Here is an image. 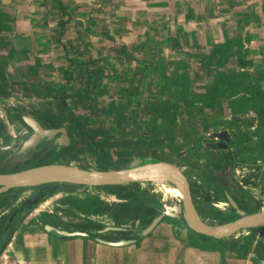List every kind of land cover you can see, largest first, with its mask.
<instances>
[{
    "label": "rangeland",
    "instance_id": "1",
    "mask_svg": "<svg viewBox=\"0 0 264 264\" xmlns=\"http://www.w3.org/2000/svg\"><path fill=\"white\" fill-rule=\"evenodd\" d=\"M61 1L69 18L61 34L58 35L59 27L56 21L58 18L65 19L66 15L64 13L62 16L59 14L54 0H0V9L12 18L10 22L3 25L0 29V55H6L9 50L13 52L11 57L6 58L3 69L11 86L7 90L8 94L0 99V114L3 116L5 114L4 109L7 107H21L24 110L23 113L32 112L39 108L45 110L50 106L48 103L50 101L48 100H51L53 103V105L51 104V111L53 113L60 112V114H63L62 117L65 118L72 111L73 114L78 116L88 115L94 117L103 115L112 117L113 115L114 117L127 119L125 122H128L133 120L132 117L134 115L135 118L138 117L139 119L148 117L144 115L145 106L147 108H149L148 106L152 107L148 104L151 103L154 109H157V105L168 97V99H171V106L168 104V107L173 110V116L167 118V120L172 125H163L160 113L151 116V119L154 120V124H162V126H159L162 132L167 130L170 133H176L180 138L171 140V137L164 136L160 131L155 134L154 130H157L158 127L154 126L151 120L136 122L135 125L138 126L140 135H129V137L138 138L139 145L146 146L145 148L150 146L153 153H157V155L162 157L168 154L166 146L169 141L172 146L177 143L180 153L174 159L181 163L182 169L186 170V176L188 175L187 177L190 180L192 196L195 200L197 199V203L208 204L214 208L227 209L228 204L222 197L220 190L214 188L215 185L212 182V178L208 177L203 180L206 174L203 173V177L202 173L195 168L197 166L201 168V166L206 164L202 157L203 155H200L196 148L197 146H200V149L208 147L202 135H208L209 132L211 133L209 128L215 127L212 124L213 118L217 125L216 128L227 131L232 126L230 122L228 123L230 126H228L222 118H226V121L229 118V121L231 123L234 121L237 126L238 122L236 121L239 120L237 117L242 115L229 117L221 112L218 118H220L219 122L223 124H218L216 122L218 114L213 115L214 110L212 113L211 108H196L193 105L189 108L183 106L185 109L182 106L177 108L176 104H180V101L177 100L179 99L180 91L172 89L173 86L165 87L166 74H162L159 78L158 74L163 71L168 74L167 76L171 83L176 81L179 88L180 86L186 88L188 82L186 71L178 75L176 74L177 70L185 67L198 68L202 71V77L198 78V81L194 80L192 87H190L188 82L190 90L192 88L196 90V94L202 93L201 98L198 95L197 101L211 104L214 101H218L216 97H219L222 100L220 109L222 108V110L225 109L226 111L227 103L230 99L227 95L230 93H225V87H229L233 92L235 90L234 93L236 94H232L235 99L229 102L230 108L234 107V105H241L238 108L244 111L246 107H249L251 111L247 115L253 116V112H256L255 108L264 109V100L261 98L262 96L257 95L259 90L256 88L258 86L263 90L264 80L259 82L257 78L258 82H254V80L249 78L246 79L247 74L243 72L231 71L229 66H234V60L228 61L227 68L229 71L222 70L221 72L220 69H217L213 75H211V72L205 71L203 67L212 66V62H215V57L211 54V50L212 45L217 43L216 41L222 42L224 39H228L231 44L235 43L236 48L241 45L239 41L241 40L242 30H245L246 39H253V37L257 39L256 42L251 44V47L245 48L249 50V56L256 57L258 54L261 56L260 59H256V61H259L256 62L254 69L251 70L253 72L251 76L257 75L255 67L260 72H264V9L262 8L257 12L252 10L251 12L255 18L252 19L251 27L242 29L237 21L236 14L228 11L223 6H220L217 10L211 0H171L170 4L173 5V10H169L170 8L165 0ZM154 2L164 3L159 6L150 5ZM168 14L173 15V17H169ZM181 18L191 22L187 23L188 34H183L184 30L181 29L183 24L178 22ZM226 22L225 30L222 31V34H219L218 23L224 25ZM185 26L183 28H186ZM258 34H260V37ZM217 37H220V40H217ZM257 48L259 51H256ZM241 51L242 46L237 53L239 56ZM195 52L201 53L205 57L207 55L211 56V59L207 58L210 62L188 55V53ZM207 62L209 63L207 64ZM158 65L162 68H159ZM223 67L226 68L225 65ZM87 69L94 73L100 72L101 74L90 75L92 79L89 81L86 79L87 76L85 74ZM211 76L214 82L210 90L208 83ZM226 77L227 81H229L228 84H225ZM231 77L234 80L232 82ZM203 87H205L204 91ZM25 88H28V91ZM130 92H132L131 95L135 99L134 103H130L129 99L127 102L129 105H122L121 101L125 97L127 98ZM63 96H66L67 109L60 107V99ZM208 96H210L209 100L207 99ZM145 102L148 105H145ZM217 104L220 105V102H217ZM249 104L251 105L248 106ZM243 106L246 107L244 108ZM184 110L186 113L183 112ZM226 113L228 112L226 111ZM210 114L212 117L211 121L210 118L209 120L202 119L204 116H210ZM241 119L242 125L239 130L250 131L248 126H254L255 124L253 118L252 123H246L245 119ZM125 122H121L123 123L122 125L117 123L115 126L112 125V127L119 130L122 126L124 128L127 125H124ZM171 126L173 128L177 126V131L176 129H171ZM202 126H205L206 130L204 133H199L198 130L199 128L202 129ZM9 129L11 128L9 127ZM120 131L123 130L120 129ZM148 134L153 138L149 137L151 142L144 144L143 142L149 139L146 138ZM233 134L235 137L236 134ZM196 136L199 137L196 138ZM244 137L245 141L248 140L246 135ZM153 142L156 143L153 145ZM240 142L241 140L235 142L236 147L228 153L223 152L225 157L230 155L231 158L238 161L233 166H243L244 164L240 163L241 161L251 160V157L246 154L250 153L248 150L244 149L243 152L240 150ZM218 151L220 152V150ZM113 154L117 155L115 152ZM51 155H46V157H41L38 160L49 162L52 160ZM93 159L91 156L87 157L85 155L84 157L81 156L80 161L91 166L94 163ZM211 160L209 159L206 165L217 166V163H211ZM130 162L122 158V162H111L108 166H127ZM220 163L223 164V162ZM234 174L239 180L241 174L239 168ZM152 184H146L145 186L150 190L154 189L157 195L159 191L156 188V184L154 182ZM96 189L89 188L85 191V194L91 193ZM246 190L258 202L259 209L264 210V185L260 187L259 185L246 184ZM168 200L174 201L175 197H168ZM203 219L208 222L209 218ZM156 229L154 232L155 237L153 238L161 246L168 244L166 245L167 247L173 245L172 241L174 240L182 245L180 239H185L187 232L184 231L185 229L182 225L173 221H165ZM254 232L256 233V231ZM254 232L249 233L246 229L240 238H235L236 235H233L226 239H220V243L227 245L234 241L237 242L241 238L246 241L247 236H253ZM190 236H188L189 241L196 238L194 235L190 234ZM38 237L43 240L44 234L41 233L33 237L27 235L25 237L24 246L26 244L27 246L33 245V250L34 247L42 248L34 250L33 254L26 257V259H23L21 255V250L23 249H15L17 244L15 245L11 240V245L6 246L7 252L5 250L3 252L4 255L0 257V264H52V258L50 260L48 257L43 258L35 254L39 251L41 252V250L50 252V248L42 243L35 246V241ZM17 238H21V236H17L16 241ZM252 239H255V236ZM197 241L203 245L208 244L201 239H197ZM255 241L264 245V237L259 236ZM145 244H147V241L143 243V245ZM183 247L186 248V246ZM139 248H137V252L140 250ZM171 248L173 249V247ZM14 249L17 250L16 252L19 255L11 254ZM109 249L111 250V248ZM112 249L120 251L122 254L120 260H122L123 264H131L134 261V258L130 256L129 250H132L130 246L114 247ZM162 249L160 248L159 253L162 257H156V261H163ZM110 250L107 248L106 256L103 254V262L105 264H117L116 260L118 257L116 258L115 254L109 253L112 251ZM60 252H62L60 257H63L66 261L65 248L61 247ZM60 259L58 261L63 263L64 261ZM48 260L49 263H47ZM93 263L100 264V261L97 259Z\"/></svg>",
    "mask_w": 264,
    "mask_h": 264
},
{
    "label": "flooded vegetation",
    "instance_id": "2",
    "mask_svg": "<svg viewBox=\"0 0 264 264\" xmlns=\"http://www.w3.org/2000/svg\"><path fill=\"white\" fill-rule=\"evenodd\" d=\"M85 74L87 76L86 79L90 81L92 79L90 75H100L101 73H94L90 69H87ZM4 85L7 91L11 86L8 78H6ZM210 87L211 84L209 85V89ZM25 89L28 91V88ZM131 93L121 101L122 105H129L127 104L129 99L130 103H134L135 99ZM5 96L0 92V99ZM148 104L152 106H148L151 109L145 106L144 115L148 117L139 119L138 117L135 118L134 115L132 117L133 120L128 122H125L127 119L114 117L113 115L112 117L103 115H96L94 117L88 115L78 116L73 114L72 111L73 115L71 116L68 113V117L66 118L59 117L56 112L53 113L51 111L56 121H50L45 120V116L41 117L45 115L43 114V108L23 113L24 110L21 107H7L4 109L5 114L3 116L0 114V173L14 172L47 163H62L82 168L94 167L99 170H105L108 168L126 167L108 166L111 162H122V158L125 161L138 159L139 162L149 158H156L152 160L173 162L186 175L187 172L182 169L181 163L174 159L180 153L178 146H172L170 141L169 143L167 142L166 149L168 154L162 157L157 155V153H153L150 146L145 148L146 146L139 145L138 138L129 137V135H140L138 132L139 128L135 125L136 122L151 120L152 124H154L151 116H155L157 113L153 104ZM148 104L145 102V105ZM37 111L39 112L38 115ZM253 113V117L247 115L243 118L246 123H252L254 120V126H248L250 131L239 130L240 127L237 126L242 124L236 126L234 125L236 123L230 122L232 128L234 126L237 127L235 131L233 130L237 135L230 138L226 131L227 134H222L227 139L225 141H222L224 138L213 136L215 131L221 130H215L216 124L213 121L212 124L215 127L210 128L211 133L202 135L208 147L200 149L201 147L197 146L196 148L200 155H203L202 157L206 164L209 162V159H212L211 163H217V166L204 164L201 168L199 166L195 167L202 175L203 173L206 174L205 177L203 175L205 179H202L206 180V178L211 177L215 185L214 188L220 190L222 197L225 199L222 190L225 188L238 207L244 211L259 210L258 202L250 196L246 190V184L259 185L260 187L264 185V125L260 123V116L256 112ZM23 116L33 118L42 129H53V132L50 135L44 134L38 137L32 144L29 142L32 129L25 123L22 118ZM163 121L169 122L164 119ZM121 122H125L124 125L127 124L124 128L123 126L119 128V130L122 129L123 131L119 132L118 129L112 127V125L115 126L117 123L122 125L123 123ZM53 123H57V125ZM169 124L171 123L169 122ZM154 126L158 127L157 130H154L155 134L157 131L162 132L158 123L154 124ZM171 129H176L177 131V126H174V128L171 126ZM93 132L95 133L93 134ZM162 134L171 137V140L173 138H180L176 133H170L167 130L162 132ZM245 135L248 139L246 141ZM149 137L151 136L148 134L146 138ZM151 138L146 139L147 142L144 141L143 143L149 144ZM239 140H241L240 150L242 152L244 149L248 150L250 153L246 154L251 157V160L241 161L240 163L244 164L243 166H233L238 161L231 158L230 155L225 157V153L223 152L228 153L231 151V149L236 147L235 142ZM155 143L153 142V145ZM114 152L117 155L113 154ZM46 155H51L52 160L49 162L38 160L41 157H46ZM85 155L94 158V163L91 166L80 161L81 156L84 157ZM220 162H223V164ZM237 168L241 172L239 180H237L234 174ZM146 184L153 185L152 182L148 181H136L123 184L85 186L82 189H77L79 185L60 182L56 187H52L54 183H45L43 187L36 185L8 188L6 191L0 193V257L4 255L3 252L5 250L7 252L6 246L11 245V240L15 236H21V243L24 244V236H36L41 233L44 234V239L41 240L38 237L40 243L48 246L54 253L58 252L61 247H64L69 251L70 255H76L80 264L89 262L86 259L87 256L96 255L94 259H100V256L108 252L107 248L108 250L111 248L112 251L110 250L111 252L109 253L113 254H120V251L113 250L112 248L124 246H130L133 254L137 253V248L139 247L140 250L144 249L145 253H155V250L165 247V244L161 246L153 238L155 237L154 232L157 230L156 228L165 221L181 222L169 216H162L145 235H137L136 232L150 222L158 213L160 205L177 201L180 198L170 196L175 197V200L169 201L168 197L165 198L162 192L159 191L156 195L155 193L157 192L154 189H148L145 186ZM116 185L122 187L120 189L121 195L109 191L112 186ZM89 188L97 189L85 194V191ZM5 196L6 198L4 199ZM192 198L198 211V207L204 204H199L196 201L197 199L195 200L193 196ZM227 206V209L210 207L213 210L219 209L226 212L227 214L224 215L228 216V219L236 217L230 205L228 204ZM209 219L208 222L220 223L216 218ZM247 230L249 233L256 231L253 234L255 239L259 236L264 237V228L259 230L249 228ZM253 236H247V240L244 241L250 245L252 241H255V239H252ZM117 241H124V243L115 245L114 242ZM145 241H147V244L143 245ZM246 245H241V253L248 250ZM252 250L251 259L253 262L264 264V245L255 241ZM132 253L130 252L131 257Z\"/></svg>",
    "mask_w": 264,
    "mask_h": 264
},
{
    "label": "water",
    "instance_id": "3",
    "mask_svg": "<svg viewBox=\"0 0 264 264\" xmlns=\"http://www.w3.org/2000/svg\"><path fill=\"white\" fill-rule=\"evenodd\" d=\"M22 118L32 129L29 140L32 144L38 137L44 134L50 135L53 132V129H42L31 117L23 116ZM222 134H227L225 129L215 131L213 136L224 138ZM225 140L227 139L224 138L222 141ZM130 161L126 167L105 170L94 167L82 168L62 163H47L14 172L0 173V193L11 187L36 185L43 187L45 183H54L52 187H56L58 183L65 182L79 185L77 189H82L85 186L123 184L136 181H164L180 188L182 197L177 201L160 205L158 213L144 228L136 232L137 235L148 233L162 216L175 218L193 232L214 240L226 239L241 229L254 228L259 230L264 227V210L244 211L240 209L225 188L222 189L225 200L233 209L236 217L221 223H209L198 213L193 202L188 179L178 165L173 162L150 158L142 162H139L138 159ZM122 243L124 241L114 242L115 245Z\"/></svg>",
    "mask_w": 264,
    "mask_h": 264
},
{
    "label": "crops",
    "instance_id": "4",
    "mask_svg": "<svg viewBox=\"0 0 264 264\" xmlns=\"http://www.w3.org/2000/svg\"><path fill=\"white\" fill-rule=\"evenodd\" d=\"M166 3L168 4V7L170 8L169 10H171L173 7V5L170 4L171 0H165ZM212 1V4L214 3L215 4V7L216 9L218 10L219 7L223 6L225 7L226 9H228V11H232L234 14H236V17H237V21L238 23L241 25L242 29H248L251 27L252 25V19L255 18V16L252 14V10L253 12H257V11H260L262 8L264 9V0H211ZM260 1V2H259ZM173 10V9H172ZM169 17H173V15H169ZM253 16V18H252ZM176 17V16H175ZM183 18H181L179 22V24H183V26H185L186 28H183L182 26V30H184L183 32H187L188 33V24L187 23H191L190 20L189 21H185ZM220 23V22H219ZM217 25L218 27V33L219 34H222V31L225 30L224 28H226L227 26V22L223 25V24H219ZM193 29V28H192ZM246 31L245 30H242V35H241V40L239 41L241 44H242V51H241V56L242 58L247 61H249L248 64L244 65V66H241L239 67L236 63V58H238V55H235V45L232 46L231 48V51L233 52L232 55L228 56L227 58V61L219 66L218 68L214 65L212 66H208L206 68H203L205 71H209L211 72V75H213L214 71L217 70V69H220L221 72L222 70L223 71H229V69L227 68V65H228V61H231V60H234V66L233 67H230V70L231 71H247L246 74H247V77L246 79H251V80H255L256 78L259 79V82H261L262 80H264V72H260V70H257L258 68L255 67L256 71H257V75L255 76H251L253 74V72H251L252 69H254V66L256 64L257 60L256 59H260L261 56L258 54V56L256 55V57L254 56H249V50L248 49H245V48H249L251 47V44L253 42H256L257 39H255L256 37H253V39H246L247 38V35L245 34ZM258 36L260 37V34H258ZM217 40H220V37H217ZM211 42H214V41H211ZM217 43L219 41H216ZM249 46V47H248ZM258 50V48L256 49V51ZM259 51V50H258ZM263 57V56H262ZM259 63V62H258ZM226 66L223 67V66ZM262 67V66H260ZM211 68V69H209ZM191 70V71H190ZM187 72L190 76L189 78V85L190 87H192V84H193V81L194 80H197L198 81V78L202 77V71L198 68H191V67H185L184 69L180 68L179 70H177V73H181V72ZM252 73V74H251ZM192 76H193V79H192ZM263 77V78H262ZM213 78L212 76L210 77V81L209 83L211 84V87L210 89H212L213 87ZM208 83V87H209V84ZM207 87V86H205ZM205 87H203V90L205 89ZM232 87V86H231ZM264 90V89H263ZM191 92H196V90H193L191 88ZM215 97V95H214ZM216 99L218 101H214L212 102L211 104H209V102L207 103H202L200 101H197L196 99H194L193 103L189 106L191 107L192 105L196 108L198 107H201V108H211L212 109V113H213V110H214V113L213 115L215 114H218L216 116V118L218 120H216V122L218 124H223L222 122H219V119L218 116L219 114H221V112L223 114H227L229 117L230 116H234L236 117L237 115H242V116H238L237 118H239V120H237L236 122H238V124H241L242 122V119L241 118H244L247 113H249L251 110L249 109V107H246V106H243L244 108L246 107V109H244V111H240V109L238 107L240 106H235L236 108L234 110H232V108H230V101L234 100L235 98H230L229 99V102L227 103V106L226 107V111L228 113H226L225 109L222 110V108L220 109V107H222V100L219 99V97ZM249 99V98H248ZM178 101H180V104H178V106H182V101L181 99H177ZM217 102H220V105L217 104ZM235 104V103H234ZM251 104H249L248 106H250ZM183 107V106H182ZM187 107V108H189ZM184 108V107H183ZM225 108V107H224ZM238 108V109H237ZM185 109V108H184ZM192 111V109H191ZM216 111H220L219 113L216 112ZM185 112V110L183 111ZM193 112V111H192ZM186 113V112H185ZM194 113V112H193ZM203 113V112H201ZM253 117V116H252ZM210 118V121L212 120V117H211V114L210 116H204L202 119H208L209 120ZM226 123H229L231 121H229V118L228 120L226 121L225 119L226 118H222ZM234 119V118H233ZM214 120V118H213ZM207 123V122H206ZM232 123H235L234 121ZM204 124V122H203ZM229 126V124H227ZM236 125V124H234ZM217 126V125H216ZM204 127V129H203ZM237 127H240L241 128V125L237 126ZM236 126H234L232 128V130L228 131L227 130V133L229 135L230 138L234 137L233 133L236 134L235 129H237ZM223 128V127H222ZM227 128V127H226ZM231 128V127H230ZM210 129V128H209ZM217 128H215V130H217ZM229 129V128H228ZM205 126H202V129L199 128V132H202L204 133L205 132ZM234 130V131H233ZM233 131V132H232ZM237 135V134H236ZM185 231V230H184ZM17 237V236H16ZM16 237L12 240V242H14V244L16 246L15 249H23L21 250V255L23 256L22 258L23 259H26V257L30 256L31 254H33V251L34 250H38V249H42V248H39V247H34V250H33V245H28L26 244V246H24L22 243H21V239L19 242L16 241ZM26 236H24V239H25ZM33 237V236H32ZM39 239H37L35 241V246H38L40 244V242H38ZM173 242V245H170V247H167L166 245L168 244H165V247L162 249V253H163V261H156L155 258L157 257H162L160 256V249L158 250H155V253H145L146 251L144 249L142 250H139L136 254H133L131 250H129L131 253H132V258H134V261L131 262V264H256L255 262H253V260L251 259V252L253 251V244L255 243V241H252V243L250 245H248L244 240L243 238L241 239H238L237 242L234 241V242H231L227 245H225V247L223 248V250L221 252H219V249H218V246H212L211 248H214V249H210V250H203V249H198V248H192V247H183L182 245H180V242H177V241H172ZM232 243H235L236 245L235 246H230V244ZM246 245L248 250L246 252H243L241 253V245ZM240 245V246H239ZM24 246V247H23ZM250 246V247H248ZM173 247V249L171 248ZM12 251L11 254L15 255V254H18V252H16L17 250ZM61 248L58 250V252L54 253L50 250V252H45L44 250H41V252H37L35 253L36 255H40L41 257L43 258H46L48 257L49 259L52 258L51 262L52 264H58L60 263L58 261V259H60V255H62V252H60ZM165 250V251H164ZM119 251V250H118ZM128 251V252H129ZM119 253V252H118ZM65 258L67 259L66 261L63 259V257L60 259L62 261H64L63 263H60V264H80L78 262V258L76 257V255H70L69 254V251L65 249ZM63 254V255H64ZM103 254V253H102ZM106 255V254H105ZM104 255V256H105ZM147 255V256H146ZM165 255V256H164ZM96 256V255H94ZM94 256H87V260L89 261L88 263L86 264H94L93 261L95 260ZM103 255L100 256V264H105L103 262ZM131 256V255H130ZM32 257V256H31ZM60 257V258H59ZM115 257L118 259L116 260L117 261V264H123L122 260H120L122 258V254H115ZM97 259V258H96ZM43 263V262H42ZM47 263H49V260L47 261ZM125 264V263H124ZM128 264V263H126Z\"/></svg>",
    "mask_w": 264,
    "mask_h": 264
},
{
    "label": "trees",
    "instance_id": "5",
    "mask_svg": "<svg viewBox=\"0 0 264 264\" xmlns=\"http://www.w3.org/2000/svg\"><path fill=\"white\" fill-rule=\"evenodd\" d=\"M54 1H55V4H56V7H57V10H58L59 14L61 16H62L63 13L66 15L65 19L58 18L57 21H56L57 22V26L59 27L58 35H60L61 31L65 27V23L67 22V19L69 18V15L66 14V10H65L64 4L62 3L61 0H54ZM163 3L164 2H154L153 4H150V5L159 6V5H162ZM11 19L12 18L5 11L0 9V29H1V27L3 25H5L6 23L10 22ZM183 34H188V33L184 32ZM233 45H235V43L231 44V42L228 39H224L222 42H218V43L212 45L211 54L214 55V57H215L214 58L215 62H212V64L214 66H216L217 68L219 66L223 65L227 61L228 56L232 55L233 52L231 51V48H232ZM241 46H242V44L238 45L235 48V50H234L235 55H238L237 53H238V51H239ZM12 53H13L12 50H9L6 55H0V92L3 93V95H7L8 94V91L5 90V85H4L7 77L5 76V73H4L3 69H4L6 58L11 57ZM188 55L191 56V57H198L199 60H203V59L207 60V58L211 59V56L207 55L205 57L203 54L198 53V52L188 53ZM207 61L210 62V60H207ZM209 62H207V64ZM236 63H237V65L239 67H241V66H244V65L248 64L249 61L244 60L241 55L240 56L238 55V58H236ZM184 64H186V62H184ZM158 67L160 68L161 66L158 65ZM206 67H208V66H206ZM206 67H203V68H206ZM182 69H184V68H182ZM239 72L240 73L243 72L244 74H246L247 71H239ZM181 73L183 74L185 72H181ZM162 74H166V73H164L162 71L160 74H158V78L161 77ZM176 74L181 75L179 73H176ZM186 75H187V80L189 82L190 76H189V74L187 72H186ZM166 77H167V79H166ZM165 79H166V82L164 83L165 87L169 88V87L173 86L172 89H176V90L180 91V95H179L178 98L181 99L182 106H184V107H189L193 103L194 99L197 100L198 95L200 96V98L202 97V93L196 94L194 92H191L190 87L188 85V82H187L186 88H183L182 86H180V88H179L176 81L171 83V80H169L167 74L165 75ZM231 79H232L231 82L234 81L232 77H231ZM228 82L229 81H227V77H226L225 84H228ZM254 82H258L257 78L254 80ZM256 88L259 90V94H257V95H260V97L262 96L261 98L264 100V90H262L258 86H256ZM225 91H226L225 93H228V94L230 93L229 95H227L228 98H231L232 94L235 92V90H234V92H233V90H230L229 87H225ZM255 92L257 93V91H255ZM203 95H205V94H203ZM234 95H236V94L234 93ZM65 97L66 96L61 97V99H60V105L61 106L60 107L67 109L68 106H67V102L65 100L66 99ZM80 98H81V96H80ZM209 98H210V96H208L207 99L209 100ZM48 101H50V102H48L50 104V106L44 110L43 114H45V115H42V116L46 117L45 120H50V121L54 120V121H56V119H54V117H53V114L51 113L53 103H52L51 100H48ZM170 101H171V99L170 98L168 99V97H167V99L162 100L160 102V104L157 105V107H156L157 109H155L156 113L157 114L160 113L162 118L165 121H168L167 118L173 116V110L170 109L171 107L170 108L168 107V104H170V106H171V102ZM232 104H234V103H232ZM176 107L178 108L177 104H176ZM235 108L236 107L234 105V107H232V110H234ZM240 111H241V109H240ZM255 111H256V114L258 116H260L259 117L260 118V123L264 125V120H263L264 109L263 108L262 109L261 108H259V109L255 108ZM216 112L219 113V111H216ZM33 113H35V112H33ZM36 113H37V115L39 114L38 111ZM57 115L59 117L63 116V114H60V112L59 113L57 112ZM70 115L72 116L73 114L70 112ZM168 124H169V122H164L163 121V125H168ZM54 125H57V123H55ZM159 126H162V124L161 125L159 124ZM174 145L177 146V144H174ZM120 189H122V187L120 185H118V186L116 185V186H112V188L109 191L114 192L117 195H121ZM5 198H6V196L4 197V199ZM198 212H199V214H201L202 218H207V217H209L210 219L216 218V219L219 220L220 223L224 222V221H226L228 219V216L224 215V214H227L226 212H224L222 210H219V209H216V210L214 209L213 210V208H211L209 205H202V206L198 207ZM228 220H230V219H228ZM209 222L211 223L212 221H209ZM177 223L182 225L184 227L185 231H187L188 233H190L191 235H194L196 237L194 240L189 241L188 240V236H190V234H188L186 232L185 239H180L183 246H186V247L188 246V247L198 248V249H203V250H206V249L210 250V249H213V248H211L212 246H218L219 252H221L223 250V248L225 247V244L220 243L221 242L220 239H217V240L211 239L210 237H207V236H204L202 234H198V233L193 232L192 230H190L189 228L184 226L182 223H179V222H177ZM263 228H261V229H263ZM190 238H191V236H190ZM20 239L21 238H17V242H19ZM197 239L204 240V242L208 243V244H206V245L200 244V243H198ZM235 245H236L235 243L230 244V246H235Z\"/></svg>",
    "mask_w": 264,
    "mask_h": 264
},
{
    "label": "bare ground",
    "instance_id": "6",
    "mask_svg": "<svg viewBox=\"0 0 264 264\" xmlns=\"http://www.w3.org/2000/svg\"><path fill=\"white\" fill-rule=\"evenodd\" d=\"M154 183L156 184V188L158 189V191L163 193L164 197H170V196H175V197H180V198L182 197V192L180 188H178L177 186H174L164 181H158ZM245 230L246 229H241L240 231L236 232L233 235H236L235 238H240L242 233L244 234Z\"/></svg>",
    "mask_w": 264,
    "mask_h": 264
},
{
    "label": "built area",
    "instance_id": "7",
    "mask_svg": "<svg viewBox=\"0 0 264 264\" xmlns=\"http://www.w3.org/2000/svg\"><path fill=\"white\" fill-rule=\"evenodd\" d=\"M262 208V207H261Z\"/></svg>",
    "mask_w": 264,
    "mask_h": 264
}]
</instances>
